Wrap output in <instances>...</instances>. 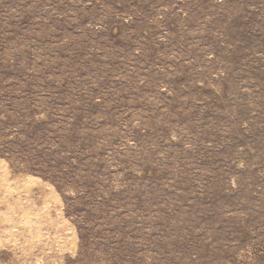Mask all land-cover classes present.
I'll use <instances>...</instances> for the list:
<instances>
[{"label": "rangeland", "instance_id": "1", "mask_svg": "<svg viewBox=\"0 0 264 264\" xmlns=\"http://www.w3.org/2000/svg\"><path fill=\"white\" fill-rule=\"evenodd\" d=\"M0 264H264V0H0Z\"/></svg>", "mask_w": 264, "mask_h": 264}]
</instances>
